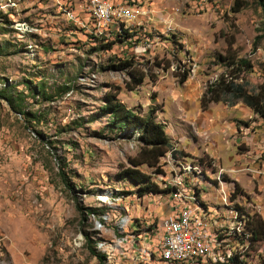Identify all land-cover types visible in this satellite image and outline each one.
<instances>
[{"label":"rangeland","instance_id":"obj_1","mask_svg":"<svg viewBox=\"0 0 264 264\" xmlns=\"http://www.w3.org/2000/svg\"><path fill=\"white\" fill-rule=\"evenodd\" d=\"M108 1L129 8L131 19L103 27L91 0H0V264H183L160 251L159 218L169 213L175 174L188 178L182 192L190 193L174 204L193 207L194 191L220 214L214 223L222 216L220 232L239 214L243 242L228 240L225 250L250 244L246 218L264 222L262 119L243 103L201 104L209 83L230 79L221 57L252 60L241 82L263 81L259 1ZM124 59L156 80L129 90L127 73L108 68ZM111 87L126 108L142 116L155 109L165 126L177 156L162 158L163 174L140 169L168 193L139 196L138 185L119 175L141 142L104 109ZM235 183L244 193L232 201ZM247 252L243 262L264 264V242L250 259Z\"/></svg>","mask_w":264,"mask_h":264},{"label":"trees","instance_id":"obj_2","mask_svg":"<svg viewBox=\"0 0 264 264\" xmlns=\"http://www.w3.org/2000/svg\"><path fill=\"white\" fill-rule=\"evenodd\" d=\"M260 7L264 11V0H258ZM238 11V10H237ZM263 34L257 40H264V25L260 30ZM125 34L131 37L128 31ZM115 42H109L105 44L106 49H112ZM259 45V44H258ZM257 46V44H256ZM258 47H256L257 49ZM231 49V48H230ZM227 61V67L229 69V80L222 81L218 79L207 85L205 93L201 99L202 108L208 109L213 103H223L228 106H235L238 103H243L247 108L253 111L255 115H258L264 123V62L261 63V70L263 74V81L257 85H252L249 81L241 78L244 73L252 71L255 64L250 59L235 60L229 57H221L220 60ZM162 65V64H158ZM170 66L168 65V68ZM110 70L126 72L129 76V80L125 83L126 87L133 91L144 83V80L149 77L155 81V76L151 73L152 70L147 72L143 64L134 62L131 59L119 60L116 63H112L108 66ZM189 75L183 73L179 81L184 83L187 81ZM119 88L111 87L106 92V104L105 110L110 114L112 122L116 125L118 130H133L139 133V140L141 146L138 153L127 159V164H120V176L127 178L139 187V196H145L148 192L160 193L162 191L168 193L169 190H160L156 182L151 179V176L141 171L142 166H147L154 170V174H163L161 170V160L167 154H171L173 157L177 156L178 152L173 147L169 136L166 133L165 126L157 121L156 110L152 109L148 115L142 116L134 111L126 108L118 97L120 94ZM205 174V173H204ZM206 175V174H205ZM64 181L66 178L62 175ZM176 191V190H175ZM244 191L238 183H235V191L232 194V201H234L238 194H243ZM239 210H242L237 205ZM247 228L252 233L251 244L248 252L246 253L249 259L254 251L258 250L260 243L264 242V222L257 215L246 218ZM220 251H218L217 263L213 261L210 264H250V261L243 262L240 256H234L229 259V256L224 252L220 257ZM91 254L93 257H97L100 261L105 259V255L99 254L95 249L91 248ZM221 259H225L223 262ZM197 264H203L202 260Z\"/></svg>","mask_w":264,"mask_h":264},{"label":"built area","instance_id":"obj_3","mask_svg":"<svg viewBox=\"0 0 264 264\" xmlns=\"http://www.w3.org/2000/svg\"><path fill=\"white\" fill-rule=\"evenodd\" d=\"M91 7L94 17L103 27L115 23L116 20L124 22L131 19L129 8L115 10L111 8V2L108 0H91ZM169 181L179 182V188H187L188 178L180 180L178 174ZM174 196L187 195H179V189L178 192L170 194V201H166L165 204L169 208V213L159 218L161 230H165V238L160 248L162 258L176 257L183 259V264H197L201 262L199 250L207 251L215 235L207 229L205 220L197 222L196 211L191 205L174 204ZM229 219L230 225L233 224V218ZM215 222L221 224L222 216L221 221Z\"/></svg>","mask_w":264,"mask_h":264},{"label":"bare ground","instance_id":"obj_4","mask_svg":"<svg viewBox=\"0 0 264 264\" xmlns=\"http://www.w3.org/2000/svg\"><path fill=\"white\" fill-rule=\"evenodd\" d=\"M196 168H198V167H196ZM192 169H193V167H192ZM194 173L196 174V172H193V174ZM197 176H198V173H197ZM178 179H180V180H186L187 178L185 179L184 176L178 175ZM205 181H206V175H204L203 181H201L199 183L202 184ZM193 185H195V184H193ZM189 187H190L189 186V183H187V188H182L181 189V188H179V182H175L174 181V188H175L176 192H178V189H179V194L180 195H187L188 192H186L185 194H183V192L186 189H189ZM192 196L193 197H191V198H192L193 202H191V204H194L193 208L196 211V219H197V222H204V220H205V224L207 226V229L211 233H213L215 235V237H214L213 241L210 243L207 251L206 250H199V258L202 260L203 264H204V261L207 260L208 258H211L210 262L213 261L214 263H217V261H218L217 260L218 251L221 250V249L224 250L223 251L224 254L226 253L228 256L230 254V258L231 257H234V256H240V257H242V255L247 250H249L250 244H251V241L252 240L250 241V244L248 246H245V244H243L244 250H242L241 252L238 249L237 250H225L224 249V244L226 242H228V240H234L235 244H238V242H240V241L243 242V239L240 238V234H239V231H240L239 229L243 225L242 222L240 221L239 214L238 213H235L233 215V218H234L233 224H231V225L226 224L225 225V230L222 231V229H224V228H222L221 229V232H220L216 228V225L217 224L214 223V219L216 217L218 219L220 217V215L218 214L217 216H215L214 212H211L208 207L204 206L202 204V202L197 198V195H196V193H194V191H193V195ZM180 197L181 198H185V196H180ZM106 199H107V197H106ZM102 200L104 201L105 199L103 198ZM187 204H189V202L186 203V201L184 199H183V201H181V205H187ZM213 216H214V218H213ZM222 227H223V225H222ZM164 238H165V233H164ZM167 259L170 262H183V259L176 258V257H168ZM221 260L223 262L225 261V259H221Z\"/></svg>","mask_w":264,"mask_h":264},{"label":"crops","instance_id":"obj_5","mask_svg":"<svg viewBox=\"0 0 264 264\" xmlns=\"http://www.w3.org/2000/svg\"><path fill=\"white\" fill-rule=\"evenodd\" d=\"M200 198H202L201 197V195H200ZM204 203V202H203ZM205 204V203H204ZM206 205V204H205ZM211 211H213L214 213H215V215L217 216L218 214H217V212H216V210L214 209V208H210V207H208ZM220 215V214H219ZM217 220V219H216Z\"/></svg>","mask_w":264,"mask_h":264}]
</instances>
